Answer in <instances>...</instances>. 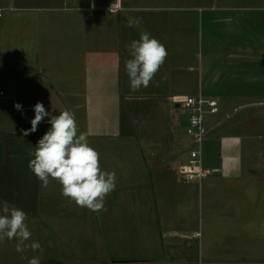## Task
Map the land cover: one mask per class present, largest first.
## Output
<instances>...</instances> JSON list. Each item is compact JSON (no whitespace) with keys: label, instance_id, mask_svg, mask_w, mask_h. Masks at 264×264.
I'll use <instances>...</instances> for the list:
<instances>
[{"label":"crops","instance_id":"obj_1","mask_svg":"<svg viewBox=\"0 0 264 264\" xmlns=\"http://www.w3.org/2000/svg\"><path fill=\"white\" fill-rule=\"evenodd\" d=\"M0 12V209L24 210L26 243L43 248L18 253L5 239L0 264H264V0H0ZM145 31L168 55L132 92L128 46ZM200 93L219 106L205 115L212 173L187 181L196 142L180 105ZM37 102L74 113L115 172L104 210L43 186L33 155L9 151L2 134L29 130ZM48 121L27 135L42 138Z\"/></svg>","mask_w":264,"mask_h":264},{"label":"clouds","instance_id":"obj_2","mask_svg":"<svg viewBox=\"0 0 264 264\" xmlns=\"http://www.w3.org/2000/svg\"><path fill=\"white\" fill-rule=\"evenodd\" d=\"M140 19H129L128 27L136 26ZM130 57L125 61V71L129 78L130 91L138 92L147 88L159 72L167 58L166 47L147 31L142 32L138 40L128 46ZM17 110L22 106L15 104ZM35 118L31 128L24 135L35 132L45 116L49 117L51 127L37 142L33 159L28 167L37 179L47 187L52 180L61 185V195L82 208L99 212L105 208V198L116 187L115 172L101 169L99 153L90 146L88 132H79L74 113L64 110L59 115L45 111L42 103L34 106ZM26 212L20 208L8 207L7 203L0 209V241L16 240V251L25 253L43 251L38 241L30 244L32 233L26 224ZM28 264H40V257L33 256Z\"/></svg>","mask_w":264,"mask_h":264},{"label":"built area","instance_id":"obj_3","mask_svg":"<svg viewBox=\"0 0 264 264\" xmlns=\"http://www.w3.org/2000/svg\"><path fill=\"white\" fill-rule=\"evenodd\" d=\"M0 16H2V12H0ZM3 94L4 91H0V95ZM180 106L189 115L192 134L196 141V146L181 161V175L187 181L202 180L212 173L210 168L204 164L205 115L208 111L217 112L219 110L218 102L216 99L200 93L186 97Z\"/></svg>","mask_w":264,"mask_h":264},{"label":"trees","instance_id":"obj_4","mask_svg":"<svg viewBox=\"0 0 264 264\" xmlns=\"http://www.w3.org/2000/svg\"><path fill=\"white\" fill-rule=\"evenodd\" d=\"M124 107V106H123ZM122 118L124 120V124H128L130 122V116L128 111L123 108ZM4 141L6 142L8 149L11 153H19V154H32L34 152V148L37 145L40 137L36 134L24 135V134H16V133H4L2 134ZM41 264H66L61 260H47ZM128 264V263H122Z\"/></svg>","mask_w":264,"mask_h":264},{"label":"rangeland","instance_id":"obj_5","mask_svg":"<svg viewBox=\"0 0 264 264\" xmlns=\"http://www.w3.org/2000/svg\"><path fill=\"white\" fill-rule=\"evenodd\" d=\"M185 114H186V113H185ZM183 117L186 118L187 116H186V115H183ZM193 138H194V136H193ZM194 139H195V138H194ZM195 142H196V141H195ZM204 148H205V146H204Z\"/></svg>","mask_w":264,"mask_h":264}]
</instances>
